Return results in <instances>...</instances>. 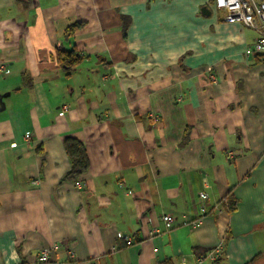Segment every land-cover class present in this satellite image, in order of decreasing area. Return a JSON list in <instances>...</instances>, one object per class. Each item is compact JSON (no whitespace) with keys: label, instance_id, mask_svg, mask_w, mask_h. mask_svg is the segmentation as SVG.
I'll list each match as a JSON object with an SVG mask.
<instances>
[{"label":"crops","instance_id":"crops-1","mask_svg":"<svg viewBox=\"0 0 264 264\" xmlns=\"http://www.w3.org/2000/svg\"><path fill=\"white\" fill-rule=\"evenodd\" d=\"M223 16L0 0V264H264V55ZM58 48L83 61L66 72ZM68 136L88 157L75 177Z\"/></svg>","mask_w":264,"mask_h":264},{"label":"built area","instance_id":"built-area-1","mask_svg":"<svg viewBox=\"0 0 264 264\" xmlns=\"http://www.w3.org/2000/svg\"><path fill=\"white\" fill-rule=\"evenodd\" d=\"M212 5L216 10H221L224 13V20L227 22H240L244 26L252 28L258 31L259 35L253 45L249 46L246 49V55L255 56L259 54L264 55V0H212ZM69 109V105L65 104L63 106V111H67ZM30 138L31 133L26 135ZM78 187H82V184L78 181ZM120 186L125 188V183L121 182ZM130 192L129 189L126 190ZM201 198L203 199V205L201 207V217L192 221V225L196 226L200 224L203 220V217L208 213V206L206 204V200L208 198V194L206 192H201ZM165 224L167 227L172 226V223L175 221V218L171 214H165L163 216ZM214 251H210L208 256H210L213 260L218 262L221 258V255L218 254L222 252V249H216ZM50 252L51 248L47 247L40 251L38 254L39 262H47L50 260ZM73 252V251H71ZM74 257V253L71 255ZM85 264H98L93 260L85 261ZM185 264V263H183Z\"/></svg>","mask_w":264,"mask_h":264},{"label":"trees","instance_id":"trees-1","mask_svg":"<svg viewBox=\"0 0 264 264\" xmlns=\"http://www.w3.org/2000/svg\"><path fill=\"white\" fill-rule=\"evenodd\" d=\"M75 27V26H74ZM74 29V28H71ZM263 54L255 55L257 57ZM57 60L61 67H64L66 72H70L76 69V67L83 61V56L78 50H67L58 48ZM65 147L67 153L72 161V168L69 171V177H75L83 174L88 168V157L86 148L83 142L73 136H68L65 139ZM209 212V209L208 211ZM162 264H173L171 260L164 261Z\"/></svg>","mask_w":264,"mask_h":264},{"label":"water","instance_id":"water-1","mask_svg":"<svg viewBox=\"0 0 264 264\" xmlns=\"http://www.w3.org/2000/svg\"><path fill=\"white\" fill-rule=\"evenodd\" d=\"M208 13H211V11L208 10Z\"/></svg>","mask_w":264,"mask_h":264}]
</instances>
